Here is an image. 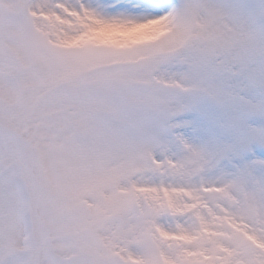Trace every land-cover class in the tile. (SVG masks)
Instances as JSON below:
<instances>
[{
	"label": "snow or ice",
	"instance_id": "6c2138e0",
	"mask_svg": "<svg viewBox=\"0 0 264 264\" xmlns=\"http://www.w3.org/2000/svg\"><path fill=\"white\" fill-rule=\"evenodd\" d=\"M0 264H264V0H0Z\"/></svg>",
	"mask_w": 264,
	"mask_h": 264
}]
</instances>
